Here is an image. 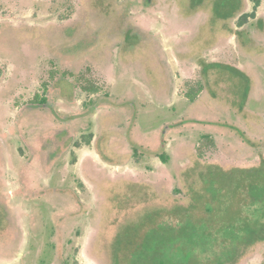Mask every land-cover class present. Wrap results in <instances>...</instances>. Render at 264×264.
<instances>
[{
  "label": "rangeland",
  "instance_id": "obj_1",
  "mask_svg": "<svg viewBox=\"0 0 264 264\" xmlns=\"http://www.w3.org/2000/svg\"><path fill=\"white\" fill-rule=\"evenodd\" d=\"M144 1L0 0V264H264V0Z\"/></svg>",
  "mask_w": 264,
  "mask_h": 264
},
{
  "label": "trees",
  "instance_id": "obj_2",
  "mask_svg": "<svg viewBox=\"0 0 264 264\" xmlns=\"http://www.w3.org/2000/svg\"><path fill=\"white\" fill-rule=\"evenodd\" d=\"M201 2H202V0H197V3H201ZM144 3L148 4L149 0H145ZM232 12L235 14L238 11H237V9H235ZM56 82H57L56 78L54 79V77H51V76L48 78V82L42 85V87H43V92H42L43 95H42L40 100H37V104L36 105L44 106V104L47 103V101H48L47 98H49V96L54 91L53 88H54ZM75 83H76L77 88H79V90L82 91V92H88V91L89 92H94V91H96L94 89V87H93L94 82L88 80L85 77V74H81V76H79L78 80L75 81ZM190 98L192 99V97H190ZM201 147L205 148V149H210V147H213V142H212V140H211V138L209 136H205L204 137V142L202 143ZM160 158L163 161L162 155H160Z\"/></svg>",
  "mask_w": 264,
  "mask_h": 264
}]
</instances>
